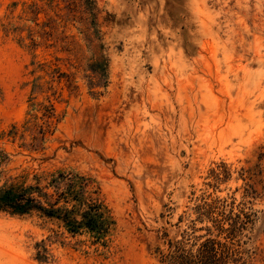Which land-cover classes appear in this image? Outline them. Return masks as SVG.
<instances>
[{
  "label": "rangeland",
  "instance_id": "374dc122",
  "mask_svg": "<svg viewBox=\"0 0 264 264\" xmlns=\"http://www.w3.org/2000/svg\"><path fill=\"white\" fill-rule=\"evenodd\" d=\"M1 199L0 264H264V0H0Z\"/></svg>",
  "mask_w": 264,
  "mask_h": 264
},
{
  "label": "trees",
  "instance_id": "16d2710c",
  "mask_svg": "<svg viewBox=\"0 0 264 264\" xmlns=\"http://www.w3.org/2000/svg\"><path fill=\"white\" fill-rule=\"evenodd\" d=\"M7 205H9V202L1 199L0 208ZM235 256L236 251L231 247L214 239H208L201 245L196 254L179 249L171 258V264H240L242 258H235ZM241 264H246V262Z\"/></svg>",
  "mask_w": 264,
  "mask_h": 264
}]
</instances>
